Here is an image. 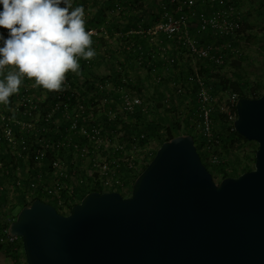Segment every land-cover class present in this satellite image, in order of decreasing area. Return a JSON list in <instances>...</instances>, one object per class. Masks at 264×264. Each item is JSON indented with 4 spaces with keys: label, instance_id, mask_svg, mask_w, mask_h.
Returning <instances> with one entry per match:
<instances>
[{
    "label": "water",
    "instance_id": "95a60500",
    "mask_svg": "<svg viewBox=\"0 0 264 264\" xmlns=\"http://www.w3.org/2000/svg\"><path fill=\"white\" fill-rule=\"evenodd\" d=\"M234 131L253 169L218 184L194 139L158 148L130 195L87 193L65 215L40 199L7 227L26 264H264V91L237 100Z\"/></svg>",
    "mask_w": 264,
    "mask_h": 264
},
{
    "label": "rangeland",
    "instance_id": "374dc122",
    "mask_svg": "<svg viewBox=\"0 0 264 264\" xmlns=\"http://www.w3.org/2000/svg\"><path fill=\"white\" fill-rule=\"evenodd\" d=\"M103 1L108 0H71L72 7L83 6L85 10L86 31L91 30L98 33V37L93 38L91 45L96 55L91 60H87L89 64L86 66L84 76H79L80 80L77 83L79 87H76V90H78L77 93L80 91L81 95H83L82 92L85 93L86 91V99L91 97V111L97 117L101 128V142L94 145L95 147L100 145V149L96 152V163H105L101 157L107 155L109 151L123 147L121 156L117 157L116 153L111 155L109 152L113 160L109 175L114 174L113 168H116L120 162H125L128 166L134 165V172L138 173L144 165L148 164V160L145 159L146 155L153 153L160 147L156 133H162L163 130L148 129L152 137L148 139L145 145H140L138 141L140 129L137 131L140 126L135 127V117L127 119V113H124L121 105H119V95L124 93L130 98L141 99L145 111L151 110L150 115L146 118L147 123L154 122L160 124L162 128L169 127L173 129L174 136L185 135L188 133V129H192L196 140L200 135V128L197 111L193 112L195 100L188 93V89L189 91L191 89L188 78L190 75L199 72L194 70L207 68V63L185 58L179 53L178 48H175L173 42L164 40L156 30L161 19L160 6L164 0H110V2H114L110 9L99 7ZM228 1L232 3L233 7L238 2L235 13L240 19L241 29L234 40L235 45L232 47L234 52H229L226 56L221 72L226 73L227 77L232 79L230 73L234 68L230 65V61H239L238 57L241 55L240 57L243 58L240 63L242 73L246 75L250 83H254L257 77L264 78V0ZM115 3H119V9H115ZM99 11H101L100 15H97ZM129 16L134 18L132 22L128 21ZM0 32H3V29H0ZM136 40L143 41L147 47L152 48L153 54L156 55L155 59L143 60L148 68L139 64L136 60L137 57H132L130 62L125 64L127 53L133 49ZM204 40L213 44L214 38L205 37ZM217 43L219 42L217 41ZM169 58H174L175 62H169ZM186 69L192 70L191 74ZM113 72L121 75L119 76L120 80H125L122 82L123 86H120L121 81H113L111 76ZM213 73L216 74L219 71ZM108 77L110 78L109 83L101 84L102 79ZM88 79H90V83L87 84L86 80ZM126 81L131 82L132 85L128 86ZM32 82L34 83V81ZM90 86L91 88L88 90ZM118 87L123 88L119 89ZM43 94L46 93H38L40 98L36 95L35 97L41 101L44 99ZM211 96L215 111L218 110L222 113L221 108L226 110L228 93H216L211 94ZM79 99L84 100V96ZM109 109L117 115L115 124L111 126L106 125L101 116L103 111ZM178 126L180 130L177 131ZM222 128L216 126V130L220 132L219 135L227 134V129ZM218 150H220L219 147ZM256 150L257 144L255 142L237 141L232 145L227 161H231L232 165L236 166L237 171L247 167L253 168L252 158L255 157ZM61 152L65 154L66 151L63 149ZM198 152L200 154L199 150ZM89 165L87 160L79 163L81 172L79 179L75 178V181L79 182L78 187L83 184L91 187V184L88 183L90 182L88 176L92 174ZM204 165L208 171H211L209 165ZM24 169H26L25 166ZM20 172L24 173L23 170ZM115 174L116 182L123 183V186L119 188V193L123 197H128L134 178L125 180L120 178L118 173L115 172ZM108 178L111 181L109 176ZM213 180L217 184L221 181L217 176L213 177ZM104 190L112 191L113 188H104ZM21 198H23V194L15 189L14 181L5 179L1 173L0 217H5V221L13 216L16 217L21 210L19 207ZM42 200L49 202V199L45 197H42ZM79 202L80 200L75 199V204ZM50 204L53 203L50 202ZM62 213L66 214L64 211ZM2 223L5 222L2 221ZM20 242L21 239H18L14 247L6 244L0 246V264H26Z\"/></svg>",
    "mask_w": 264,
    "mask_h": 264
},
{
    "label": "built area",
    "instance_id": "2783aa9c",
    "mask_svg": "<svg viewBox=\"0 0 264 264\" xmlns=\"http://www.w3.org/2000/svg\"><path fill=\"white\" fill-rule=\"evenodd\" d=\"M118 5L119 3L114 4L115 9H119ZM235 12L232 3L228 0H164L160 6L161 19L156 30L164 40L173 42L175 48H178L179 53L185 58L210 63L216 68L222 67L228 53L234 52L232 49L234 45L228 38L236 37L241 29L240 19ZM4 32L6 34V31ZM91 33L92 38L98 37L97 32L91 31ZM203 35L206 38H214L213 44L205 41ZM136 60L139 64L143 63L140 56H137ZM84 62L86 66L89 64L87 60ZM170 62L174 63L175 60L171 58ZM79 80V75L67 73L61 90L56 91L52 98H48V94L42 87H36L31 80L25 79L19 91L13 94L16 100L0 104V139L6 142L10 154L16 160H21L26 168L25 173L20 172V167L16 169L15 185L22 188L27 201L32 200L36 193H40L41 197L49 199V202L45 203L52 202L54 205H50L60 214H63L62 211L68 213L70 208L68 198L75 200L74 193L79 183L75 181V178L78 180L81 172L79 163L86 160L90 163L89 168L92 174L88 176L90 182H87L91 186H99L103 193L112 192L105 191L104 188L114 189L115 186L119 188L123 186V183L115 180V172H118L119 164L113 168L114 174L109 175L113 161L110 156L115 153L122 155L123 147L113 151L108 150L111 155L108 152L101 157L105 163H96V152L100 149V145L97 147L94 145L101 142V128L97 117L91 111V97L86 99V91L82 92L83 95L80 91L77 93L76 87H79L77 86ZM89 80H86L87 84L90 83ZM109 80V77L103 79L101 84L105 85L109 83ZM122 81L125 82V80ZM188 81L190 86L195 85L197 120L200 135L203 138L201 147L197 149L198 145L195 144L197 152L200 151L198 154L202 163L209 167L218 165L225 161L217 154L218 141L213 129L215 109L210 88L198 76V73L190 75ZM90 88L91 86L88 90ZM40 90L46 93L43 94L44 99L41 101L35 97L41 93ZM82 96L84 100L79 99ZM237 100L236 94H229L226 110L221 108L231 132L234 131L233 124L237 118L235 109ZM118 102L127 114L133 113L135 107L144 106L141 99L130 98L124 93L119 95ZM101 116L102 119L103 117L106 119V122L113 123L117 115L109 109L103 111ZM63 149L70 154L68 160L61 152ZM48 153L51 154L50 158L47 157ZM31 155L33 165H30ZM4 169L0 159V171L7 175L8 171ZM29 171L36 173L29 174ZM21 179L28 183L24 188L20 186ZM40 200L43 201L42 198ZM18 239L10 237L6 230L5 235L0 238V244H17Z\"/></svg>",
    "mask_w": 264,
    "mask_h": 264
},
{
    "label": "clouds",
    "instance_id": "9594fccd",
    "mask_svg": "<svg viewBox=\"0 0 264 264\" xmlns=\"http://www.w3.org/2000/svg\"><path fill=\"white\" fill-rule=\"evenodd\" d=\"M0 29L6 30L0 32V104L25 79L61 90L67 73L80 74L79 58L96 55L85 10L72 7L71 0H0Z\"/></svg>",
    "mask_w": 264,
    "mask_h": 264
},
{
    "label": "trees",
    "instance_id": "16d2710c",
    "mask_svg": "<svg viewBox=\"0 0 264 264\" xmlns=\"http://www.w3.org/2000/svg\"><path fill=\"white\" fill-rule=\"evenodd\" d=\"M75 3H76V1H75ZM127 4H128V2H127ZM236 4L238 5V2ZM236 4L234 6L235 10L237 9ZM112 6H113V1L110 2V0H108V1L101 2L99 7H104L105 9H110ZM101 11H99L97 15H100ZM133 20H134L133 17H131V16L128 17L129 22H132ZM239 32L237 33V36H238ZM204 37H206V36L203 35V38ZM202 39L200 41V44L202 43ZM93 40L94 39L92 38V41ZM228 40H230L233 43V45H235L234 44L235 43V41H234L235 37H230V38H228ZM140 44H141V46H140ZM132 48L133 49L127 53V58L125 60V64L130 62V59L132 57H137V56L141 57L142 62H143V60H146V59H155L154 57L156 55H155V53L153 54L152 48L147 47L143 41L136 40V44H134ZM240 56L241 55H239V57H238L239 61H232V60L230 61V65L234 68L233 71L230 73L232 79H229L227 77L226 73L221 72V69L225 63L223 64L222 67H217V68L214 65L207 63V68H204L198 72V76L204 80L206 85H208L210 87V93L211 94H216V93L217 94L218 93L236 94L238 99H240V98L256 99L262 95V93L264 91V80H263L264 78L263 77L262 78L257 77L255 79L254 83H250L247 80L246 75H244L242 73L240 63L242 62L243 58ZM169 60H170V58H169ZM154 63H156V62H154ZM79 64H80V70H81L79 76H84V73L86 70V65H85L84 60H81L79 62ZM142 65L144 67L148 68L144 62L142 63ZM155 66H157V65H155ZM186 71H189L190 74L192 72V70H190V69L189 70L186 69ZM214 71H219V73L215 74V73H213ZM111 76L113 77L112 79H114L113 81H115V82L121 81L120 86H123L122 85L123 81H122V79L120 80V77H119V76H121L120 74H118L117 72H113V73H111ZM126 82H128V81H126ZM131 85H132L131 82H128V86H131ZM190 88H191L190 91L188 89V93L195 100V90H196L195 85L191 86ZM43 90L48 94V98H52L53 94L56 92V91H50V90H47L44 88H43ZM40 91L42 92V90H40ZM138 93L140 94V91H138ZM9 100L14 101V100H16V97L13 95L9 98ZM143 108H144L143 106L135 107L133 113L127 114V119H130L131 117H135V119H136V123H135L136 126L135 127L140 126L137 129V131L140 129L139 134H138V136H139L138 141H139L140 145H145L148 142V139L152 137L151 133L148 131V129H152V128H154L158 131L163 130L162 133H160V132L156 133V138L160 141V146L162 145V143L176 137L172 133L173 129H170L169 127H163L162 128V126L160 124H157L154 122L147 123L146 118L148 115H150L149 113H151V110L147 109V111H145V110H143ZM196 111H197V107L195 104V109L193 112H196ZM103 120L105 121L106 125H108V126L115 124V120L113 121V123L106 122V119L104 117H103ZM214 120H215V123H214L213 129H214L215 138L218 141L217 148L219 147V149L222 150V151L218 150L217 154L225 162L220 163V164L215 165V166L212 165L210 167L211 171H209V172H211L212 177L217 176L220 178V180H222V179H225L227 177H237V176L241 175L242 173L250 171L251 169H253L251 167H247L246 169H241V171H237L236 166L232 165L231 161H227V158L229 157V154H230L231 147L235 142L244 141L247 143L248 141H246L244 138H242L240 135H238L235 131L231 132L228 125L225 126L227 124L225 121V116L222 113H220L218 110L215 111V113H214ZM216 126H219L221 128L223 127L222 129H224V128L227 129V131H228L227 134L219 135L220 132H218L216 130ZM176 130L177 131L180 130L179 126L177 127ZM187 131H188V133H186L185 135H190L193 137L194 143L195 144L197 143V145H198L197 149H198V147H201L203 145V138L201 137V135H199L197 137V139L195 140L194 133H193L194 131L192 129H188ZM153 134H155V133H153ZM29 147H30V145H29ZM7 148L8 147L6 146V142L4 140L0 139V159L4 164V167H5L4 170L8 171L7 175L5 172H2V171H0V174L2 172V176L5 179L12 180V182L14 181V183H16V181H17L16 169L18 167H20L24 173L26 172V170L24 169V165L22 164L23 162H21V160L20 161L16 160L15 157H13L10 154V151L7 150ZM156 151L157 150H155L153 153H151L149 155H146L145 159L148 160V163L152 160ZM116 155H117V157L121 156L119 153H116ZM65 156L67 157L66 158L67 160L70 158V154H67L66 152H65ZM47 157L50 158L51 154L48 153ZM30 159H31L30 165H33L34 161L32 160L33 159L32 155L29 157V160ZM254 161H255V158H252L253 165H254ZM146 166H147V164L143 166V168L141 169L140 172L136 173V172H134V165L130 167L127 165V163L120 162L118 165V168H117L118 169L117 173H118V176L120 178H124L125 180H128L130 178H134L133 180H135L136 177L146 168ZM33 172H35V171H33ZM33 172L29 171V174H31ZM23 180L24 179L20 180V183H21L20 186L26 187L28 183L26 180L25 181H23ZM133 182H132V184H133ZM15 189L17 191H21L23 194V198H21L19 201L20 202L19 207L21 209L23 207L30 205L33 202V200L42 198L40 193H36L35 195H33L32 200L27 201L25 199V192L22 190V188L15 185ZM112 191H116L119 193V187L115 186V188ZM90 192L103 193L99 186L87 187L85 184H83V185H81L75 189L74 197H75V199L81 200L87 193H90ZM67 200L69 201V204H70L69 207L70 208L73 205H75V200H73V198H68ZM15 218L16 217L13 216V217L9 218L7 221H5V217H3V216L0 217V238L5 235L7 227L9 226V224L12 221L15 220ZM1 220L4 221L5 223L1 224V222H2ZM2 245L3 244H0V246H2ZM8 246L14 247V246H16V243L15 244H8ZM20 246H22L21 242H20Z\"/></svg>",
    "mask_w": 264,
    "mask_h": 264
},
{
    "label": "crops",
    "instance_id": "0c3cea01",
    "mask_svg": "<svg viewBox=\"0 0 264 264\" xmlns=\"http://www.w3.org/2000/svg\"><path fill=\"white\" fill-rule=\"evenodd\" d=\"M4 31H6V30L3 29V32H4ZM6 71H7V69H6Z\"/></svg>",
    "mask_w": 264,
    "mask_h": 264
}]
</instances>
